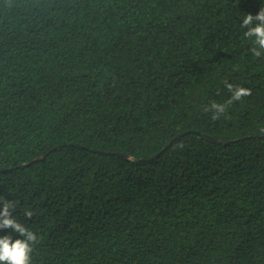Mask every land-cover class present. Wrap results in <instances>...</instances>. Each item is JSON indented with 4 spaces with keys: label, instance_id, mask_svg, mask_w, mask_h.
<instances>
[{
    "label": "trees",
    "instance_id": "16d2710c",
    "mask_svg": "<svg viewBox=\"0 0 264 264\" xmlns=\"http://www.w3.org/2000/svg\"><path fill=\"white\" fill-rule=\"evenodd\" d=\"M261 8L0 0V197L31 264H264ZM225 81L251 95L213 120Z\"/></svg>",
    "mask_w": 264,
    "mask_h": 264
},
{
    "label": "clouds",
    "instance_id": "9594fccd",
    "mask_svg": "<svg viewBox=\"0 0 264 264\" xmlns=\"http://www.w3.org/2000/svg\"><path fill=\"white\" fill-rule=\"evenodd\" d=\"M241 27L246 28L245 38H254V47L251 49L255 57L264 55V8H261L254 16L245 15ZM224 86L231 93V97L225 103L212 101L204 106V111L213 112L212 119H219L225 113L228 105L234 101H240L243 97L251 95V89L242 86H233L227 81ZM264 132V128L261 129ZM16 202L0 197V229H11L23 239H13L11 235L0 236V264H31V253L33 245L38 242L39 237L30 229L17 221L13 216ZM25 217H32L33 212L25 210Z\"/></svg>",
    "mask_w": 264,
    "mask_h": 264
}]
</instances>
